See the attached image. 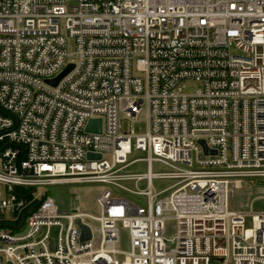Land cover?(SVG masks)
Instances as JSON below:
<instances>
[{
    "label": "built area",
    "instance_id": "built-area-1",
    "mask_svg": "<svg viewBox=\"0 0 264 264\" xmlns=\"http://www.w3.org/2000/svg\"><path fill=\"white\" fill-rule=\"evenodd\" d=\"M245 179L264 180V0H0V264H264V209L231 208ZM83 184L98 216L40 190Z\"/></svg>",
    "mask_w": 264,
    "mask_h": 264
},
{
    "label": "rangeland",
    "instance_id": "rangeland-1",
    "mask_svg": "<svg viewBox=\"0 0 264 264\" xmlns=\"http://www.w3.org/2000/svg\"><path fill=\"white\" fill-rule=\"evenodd\" d=\"M67 49L70 53L75 51V45L72 40L69 41ZM234 51V50H233ZM75 57V56H72ZM197 84L192 82L190 86L194 88ZM145 121L133 122L131 128L134 134H142L145 132ZM124 128H130L128 122H124ZM144 153L140 151H133L129 156L130 160L143 157ZM155 170L164 171L163 166L155 163L153 164ZM131 169L145 171L146 165L143 162H136ZM168 182H154V187L156 189L166 187ZM161 185V187H159ZM264 186V180L262 179H245L242 186L238 189L233 188L230 194V203L232 209H242V210H254L264 209V198L259 196L262 195V188ZM40 190L46 195L51 196L56 203L60 206L61 210L64 211H81L89 213L94 216L99 215V209L96 204V197L101 192L102 186L99 185H65V186H50L46 188H40ZM258 197V198H257ZM253 201V202H252ZM10 215L0 216V219H8ZM166 232L167 238H172L174 236V222L168 220L166 222ZM93 227L95 225L92 224ZM247 226H250L248 223ZM122 236V248H128V231L127 229L121 228Z\"/></svg>",
    "mask_w": 264,
    "mask_h": 264
},
{
    "label": "water",
    "instance_id": "water-1",
    "mask_svg": "<svg viewBox=\"0 0 264 264\" xmlns=\"http://www.w3.org/2000/svg\"><path fill=\"white\" fill-rule=\"evenodd\" d=\"M73 64H70L63 72H61L56 78L51 79V80H47V82L56 85L72 68H73ZM102 129V122L101 119H92L90 120V122L88 123L87 126V131L90 132H96V133H100ZM200 143L203 145L204 150L206 153L210 152V150L207 148L205 142L202 140L200 141ZM89 156L92 157L93 154L89 153ZM98 157H100V155H98ZM24 222V219L22 220L20 226L22 225V223ZM77 222L80 224V220H77ZM82 227V239H89L91 237V231L90 228L86 225H81Z\"/></svg>",
    "mask_w": 264,
    "mask_h": 264
}]
</instances>
